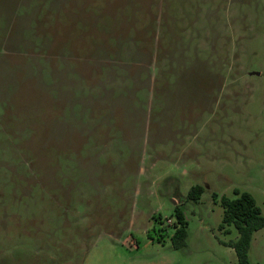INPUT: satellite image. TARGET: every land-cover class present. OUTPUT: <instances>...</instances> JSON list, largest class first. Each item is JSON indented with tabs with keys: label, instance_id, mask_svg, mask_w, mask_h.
I'll list each match as a JSON object with an SVG mask.
<instances>
[{
	"label": "rangeland",
	"instance_id": "1",
	"mask_svg": "<svg viewBox=\"0 0 264 264\" xmlns=\"http://www.w3.org/2000/svg\"><path fill=\"white\" fill-rule=\"evenodd\" d=\"M235 190L264 216V0H0V264H237Z\"/></svg>",
	"mask_w": 264,
	"mask_h": 264
},
{
	"label": "trees",
	"instance_id": "2",
	"mask_svg": "<svg viewBox=\"0 0 264 264\" xmlns=\"http://www.w3.org/2000/svg\"><path fill=\"white\" fill-rule=\"evenodd\" d=\"M204 193V188L194 186L188 194V199L198 202ZM235 198L222 197L220 204L223 211V218L219 225V230L225 234L230 233V227L234 226L238 230L237 240L222 242L223 245L232 248L238 258L237 264H251L249 252L251 249L254 234L264 228V216L255 198L248 192L234 191ZM177 224L175 232L171 237L174 249H182L186 246L188 232L184 214L176 209Z\"/></svg>",
	"mask_w": 264,
	"mask_h": 264
},
{
	"label": "crops",
	"instance_id": "3",
	"mask_svg": "<svg viewBox=\"0 0 264 264\" xmlns=\"http://www.w3.org/2000/svg\"><path fill=\"white\" fill-rule=\"evenodd\" d=\"M174 187L176 188L175 190H177L178 192H177V194H176L175 196H173V197H174L176 200H178V199H180V201L183 200L184 197H182V196L179 194L178 186L175 184Z\"/></svg>",
	"mask_w": 264,
	"mask_h": 264
},
{
	"label": "built area",
	"instance_id": "4",
	"mask_svg": "<svg viewBox=\"0 0 264 264\" xmlns=\"http://www.w3.org/2000/svg\"><path fill=\"white\" fill-rule=\"evenodd\" d=\"M169 222H171V221H169Z\"/></svg>",
	"mask_w": 264,
	"mask_h": 264
}]
</instances>
